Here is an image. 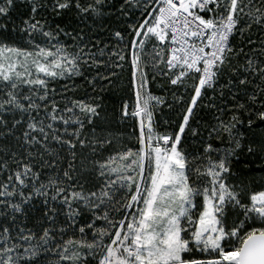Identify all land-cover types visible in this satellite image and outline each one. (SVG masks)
<instances>
[{
	"label": "snow or ice",
	"instance_id": "obj_1",
	"mask_svg": "<svg viewBox=\"0 0 264 264\" xmlns=\"http://www.w3.org/2000/svg\"><path fill=\"white\" fill-rule=\"evenodd\" d=\"M0 264H264V0H0Z\"/></svg>",
	"mask_w": 264,
	"mask_h": 264
}]
</instances>
